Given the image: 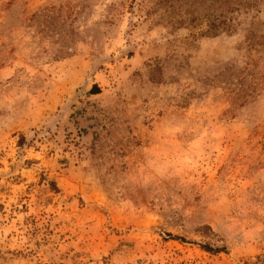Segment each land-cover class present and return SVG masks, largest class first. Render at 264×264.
<instances>
[{"label":"rangeland","instance_id":"rangeland-1","mask_svg":"<svg viewBox=\"0 0 264 264\" xmlns=\"http://www.w3.org/2000/svg\"><path fill=\"white\" fill-rule=\"evenodd\" d=\"M204 9L0 0V264H264V0Z\"/></svg>","mask_w":264,"mask_h":264},{"label":"trees","instance_id":"trees-1","mask_svg":"<svg viewBox=\"0 0 264 264\" xmlns=\"http://www.w3.org/2000/svg\"><path fill=\"white\" fill-rule=\"evenodd\" d=\"M191 4L204 3L205 9L203 13V18L208 21V23L214 24L220 22L226 31H231L235 28L234 17L232 14L235 11H240L241 9H249L257 5L258 0H186ZM198 17H193L192 21L195 22ZM92 93L100 92L98 85H93L91 89ZM207 251L218 252L225 247H213L210 244L201 245Z\"/></svg>","mask_w":264,"mask_h":264}]
</instances>
